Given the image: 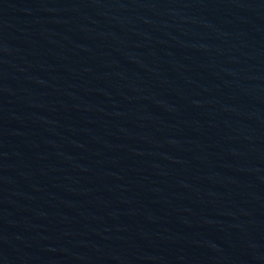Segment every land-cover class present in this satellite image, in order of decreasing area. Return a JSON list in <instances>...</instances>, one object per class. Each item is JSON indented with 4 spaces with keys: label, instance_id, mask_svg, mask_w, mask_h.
I'll use <instances>...</instances> for the list:
<instances>
[{
    "label": "water",
    "instance_id": "95a60500",
    "mask_svg": "<svg viewBox=\"0 0 264 264\" xmlns=\"http://www.w3.org/2000/svg\"><path fill=\"white\" fill-rule=\"evenodd\" d=\"M0 264H264V0H0Z\"/></svg>",
    "mask_w": 264,
    "mask_h": 264
}]
</instances>
